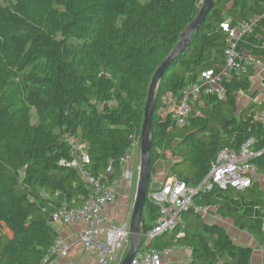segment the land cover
Returning <instances> with one entry per match:
<instances>
[{"label":"trees","instance_id":"obj_1","mask_svg":"<svg viewBox=\"0 0 264 264\" xmlns=\"http://www.w3.org/2000/svg\"><path fill=\"white\" fill-rule=\"evenodd\" d=\"M202 2L0 0V264L56 260L49 250L59 233L47 217L62 205L78 206V197L88 193L78 171L60 164L72 158L71 141L84 144L92 174L109 163L119 171L120 158L140 140L152 76ZM263 13L264 0H214L186 48L163 69L152 115L151 174L166 161L169 172L197 185L221 150L238 151L253 138L252 149L261 155L252 165L264 177V128L249 118L250 105L239 112L237 104L238 94L250 88L251 70L224 83L223 100L207 97L204 106L194 105L184 127L159 113L167 94L180 96L199 73L225 64L222 22ZM259 178L243 191L215 189L193 203L214 208L264 248L261 227L220 196L243 200ZM259 194L264 197L263 190ZM256 203L263 208L264 198ZM193 215L198 218L185 222ZM157 217L158 208L146 197L142 229L151 228ZM201 218L182 215L180 225L148 248H185L189 264H209L219 251L235 264H251L250 246L235 243L223 226Z\"/></svg>","mask_w":264,"mask_h":264},{"label":"built area","instance_id":"obj_2","mask_svg":"<svg viewBox=\"0 0 264 264\" xmlns=\"http://www.w3.org/2000/svg\"><path fill=\"white\" fill-rule=\"evenodd\" d=\"M263 17L264 14L242 22H222L220 28L226 35L223 50L225 64L199 73L194 78V82H188L180 96L172 97L167 94L163 97L159 109L161 118L170 117L175 126H186L194 105L204 106L207 97L223 100L226 95L224 83L233 78L240 79L251 70L250 86L253 87L255 81L253 79L258 78L261 97L248 99L251 109L248 116L253 123L264 128V57H253L245 47H239L242 37L256 28ZM186 78L191 80L193 76L189 74ZM243 93L238 95L243 97ZM139 141L135 140L120 158L118 172L109 163L103 172L92 174L87 168L90 159L84 151V144L74 140L71 141V160L60 162L61 165L78 171L88 188V193L85 197H78L81 200L78 206L67 208L62 205L56 208L47 220L55 226L78 227L76 243L85 254L92 253L95 256L96 264H119L128 250L129 223L113 225L109 216L103 211L117 201L124 186L136 188L139 173L137 162ZM253 144L254 139L249 138L238 151L221 150L211 163L208 173L197 185H189L175 174L168 172L162 183L153 186L151 174L147 198L158 208V217L151 228L143 230L141 227V247L130 264H166L175 252L185 251L189 254L185 248L150 250L148 245L153 239L172 232L181 224V217L184 214L192 212L202 218L208 216L209 210L214 208L195 205L193 199L196 196L215 189L244 190L251 187L253 181H257L253 178L256 170L252 160L261 155V151L252 149ZM55 226L53 227L57 228ZM261 229L264 231V225ZM70 249L71 244L59 235L51 246L49 254L56 259L65 258Z\"/></svg>","mask_w":264,"mask_h":264},{"label":"crops","instance_id":"obj_3","mask_svg":"<svg viewBox=\"0 0 264 264\" xmlns=\"http://www.w3.org/2000/svg\"><path fill=\"white\" fill-rule=\"evenodd\" d=\"M263 20L264 17L262 18V20L260 21L259 25L256 28L251 30L249 34L242 37L239 46V47L241 46L245 47L253 57H258V58L264 57V25L261 24ZM253 80H255L253 88L258 89L260 93L261 87L258 78ZM240 98H241L240 103L238 104L239 109H244L248 107L249 106L248 104L250 103L248 99L246 97H240ZM248 109H250V107ZM161 163H165L166 165L165 166L166 170L163 173L164 175L163 180H164L166 174L169 172V168L171 164L166 161H161L157 164V166L160 165ZM262 179H264V177L259 179L258 182L260 183ZM261 189H264V181H261ZM135 192H136V188H128L127 186H124L121 190V196L117 199V201L114 204L108 206L106 209H104L103 212L104 214L109 216L111 224L118 225L120 223H129L131 209L135 198ZM214 212H215L214 209L209 210L208 216H206L205 219L203 218L204 221L208 219L210 220V222L223 226L235 243L250 246L253 249L251 264H264V254H263L264 248L259 246L257 241L252 236H250L244 231L239 230L238 228H235V226L231 221L227 219H221ZM56 227L57 228L55 229L57 230L59 235L65 238V241L67 243L71 244V249L67 257L56 259L52 264H96L95 256L92 253L85 254L81 250L80 246L76 243V234L79 230L78 227L70 226V225H64V226L57 225ZM260 227H262V225ZM217 260L218 261L215 260L209 264H221L220 259ZM168 261L175 262V260H172L171 257L168 259ZM175 263L177 264V262ZM225 263L235 264L233 261H230L229 258H225Z\"/></svg>","mask_w":264,"mask_h":264},{"label":"water","instance_id":"obj_4","mask_svg":"<svg viewBox=\"0 0 264 264\" xmlns=\"http://www.w3.org/2000/svg\"><path fill=\"white\" fill-rule=\"evenodd\" d=\"M213 3L214 0H203L195 18L185 29L173 51L162 62L161 66L155 71L150 81L144 106L143 122L140 131L139 173L136 185L135 198L129 219V247L119 264H130L132 258L141 247L140 231L143 222V207L146 201L151 176L150 156L152 149V115L156 107V91L162 76V71L167 65L174 61L175 58H177V56L186 48L193 34L198 30L199 26L202 24L205 16L211 9Z\"/></svg>","mask_w":264,"mask_h":264},{"label":"rangeland","instance_id":"obj_5","mask_svg":"<svg viewBox=\"0 0 264 264\" xmlns=\"http://www.w3.org/2000/svg\"><path fill=\"white\" fill-rule=\"evenodd\" d=\"M139 1L144 2L145 0H139ZM261 24L264 25V20L262 21ZM256 96L261 97V94L259 93L258 89H255L252 86H250L249 90H247L246 92L243 93V97H246L247 99H250V100ZM240 99H241L240 96H238L237 97V104L240 103ZM250 111H251V109H248L247 113H250ZM34 116H36L35 111H33V117ZM32 121L34 122V118ZM137 162L139 165V159ZM165 166H166L165 163H161L160 165H158L156 167V170L152 176V182H153L152 185L153 186H158L160 183L163 182L162 181L163 177H164L163 173L166 170ZM257 177H260L259 179H261L263 176H257V175L253 176V178H256V179H257ZM261 181H264V179H262ZM261 181H260V183H258V185H256L253 188V191L251 193L244 194L243 200H241L239 197H231V196L226 195V194H220V196L226 197L227 199L231 200V203L234 206H236V208H238L241 211H244L245 215H248L256 224L263 226L264 225V207L262 208L261 206H259L256 203V199L264 198L263 196H261L259 194L260 190L264 191V189H261ZM256 213H257V216H256ZM197 218L198 217L193 215L188 220H186V221L184 220V221L189 223V222H193ZM204 219H202V221H204ZM205 222L211 223L210 220H208V219H206ZM197 224H198V221H197ZM53 226H55V225L53 224ZM225 258H229V257L225 253H222L219 251L218 257L215 260L218 261L217 259H220L221 264H226ZM171 259L175 260V262H177V263L182 262L181 264H189V255L185 251L175 252L174 254L171 255ZM230 261H232V260L230 259ZM175 262L174 261H170V262L166 261V264H176ZM228 264H232V263H228Z\"/></svg>","mask_w":264,"mask_h":264}]
</instances>
